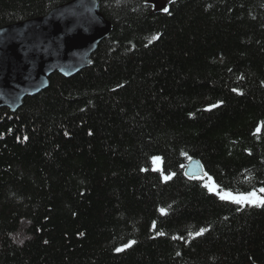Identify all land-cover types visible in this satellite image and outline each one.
I'll use <instances>...</instances> for the list:
<instances>
[{
    "label": "trees",
    "instance_id": "1",
    "mask_svg": "<svg viewBox=\"0 0 264 264\" xmlns=\"http://www.w3.org/2000/svg\"><path fill=\"white\" fill-rule=\"evenodd\" d=\"M149 1L97 0L89 64L0 108V264H264V203L218 196L264 201V0Z\"/></svg>",
    "mask_w": 264,
    "mask_h": 264
},
{
    "label": "water",
    "instance_id": "2",
    "mask_svg": "<svg viewBox=\"0 0 264 264\" xmlns=\"http://www.w3.org/2000/svg\"><path fill=\"white\" fill-rule=\"evenodd\" d=\"M109 32L97 0H72L44 17L1 28L0 108L14 112L24 98L46 89L52 75L69 78L84 69ZM184 175L204 177L195 161Z\"/></svg>",
    "mask_w": 264,
    "mask_h": 264
},
{
    "label": "rangeland",
    "instance_id": "3",
    "mask_svg": "<svg viewBox=\"0 0 264 264\" xmlns=\"http://www.w3.org/2000/svg\"><path fill=\"white\" fill-rule=\"evenodd\" d=\"M149 3L152 5V8L155 11H163L162 6L167 7L169 2H168V0H150ZM207 190L211 193H215V194L217 193L215 188H213L210 185H207ZM252 194L253 195L250 196L249 194L240 195V194L221 193V194H218V196H219V198H221L223 200H226L228 202H232L235 204H240V205H259V204H261V202L263 201V197L261 195L256 194V193H252ZM241 196L246 197L247 199L243 200L241 203H237L233 199V197L239 198Z\"/></svg>",
    "mask_w": 264,
    "mask_h": 264
},
{
    "label": "snow or ice",
    "instance_id": "4",
    "mask_svg": "<svg viewBox=\"0 0 264 264\" xmlns=\"http://www.w3.org/2000/svg\"><path fill=\"white\" fill-rule=\"evenodd\" d=\"M168 2H171V0H168ZM162 10L165 12V13H168L169 12V9L167 7H163L162 6ZM157 37H153V39H156ZM261 191H264V189H261ZM250 196L253 195V194H249ZM223 198V197H222ZM233 199L235 200V202L237 203H241L243 200L247 199L246 197H239V198H236V197H233ZM262 203H264V201H262ZM200 233H197V235H199ZM121 249H117V251H120Z\"/></svg>",
    "mask_w": 264,
    "mask_h": 264
}]
</instances>
